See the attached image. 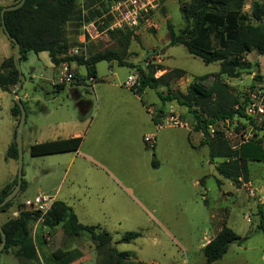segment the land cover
I'll list each match as a JSON object with an SVG mask.
<instances>
[{
  "label": "rangeland",
  "instance_id": "obj_1",
  "mask_svg": "<svg viewBox=\"0 0 264 264\" xmlns=\"http://www.w3.org/2000/svg\"><path fill=\"white\" fill-rule=\"evenodd\" d=\"M189 1L191 0H166L162 8L147 16L141 27L135 30L137 37L133 38L126 58L128 62L146 71L148 64L157 65L158 59L162 57L163 66L168 69L184 70L186 76L178 80L173 87L177 93L181 89L188 93V85L195 77L200 76H209L204 80L205 86L209 88L213 75L220 72L218 63L205 65L199 58L190 55L183 45L170 46L167 25L172 24L177 33L184 29L185 21L179 9L181 4ZM254 1L264 3V0H246L244 7L246 13H251ZM74 33L71 30L68 35L71 42L74 40ZM7 40L5 33L0 29V58L2 45ZM116 40L110 34L103 35L92 42L91 47H88L87 55L116 48L118 45ZM162 51L163 54H160ZM247 60L251 63V68L243 70L241 77L236 79L221 77L222 81L228 84L231 92L241 99H244L249 92L257 75L264 73V55L252 52L247 56ZM63 68V66H54L48 52L28 54L27 61L21 63V73L25 80L17 91L28 112V106H71V110H75L73 106H76V103L71 87L90 83V80L86 79L87 72L84 67L73 65L72 68L75 70L68 67V73L73 75V80L65 82L62 75ZM131 72L138 73V69L120 66L115 61H103L97 64L99 77L116 73L118 80H124ZM77 73L82 76L79 82L78 78H75ZM156 75H160V72ZM60 78V84L70 85L53 98V92L58 89L52 85V82ZM86 88L89 89L88 86ZM14 90L15 86H11L10 91H4L0 87V191L11 179L14 170L15 176L10 183L15 180L18 170V160L6 157L9 146L16 141L14 133L19 122V118L12 115L15 105L12 97ZM162 90L163 95L168 94L167 89ZM147 92L146 100L154 99L156 106L163 104L157 91L148 88ZM177 103L173 100L166 104L167 106L172 104L179 110L187 112L185 113L187 120L181 115L178 118L179 122L186 126L159 129L160 143L155 154L162 164L160 170H152V176L146 177L142 184L135 185L133 192H126L125 195L126 199L128 197L141 204L143 206L141 209L149 212L150 215L137 218L131 214V207L128 205L126 210L131 214L130 216L116 223L108 222L106 226L113 238V247L118 252H131L136 260L148 264H207L203 245L218 234L223 224H227V227L239 236L237 238L239 242L232 243L225 256L212 264H264V218L262 217L264 216V163L250 162L249 182L242 180L240 186L222 177L217 172L221 159L210 161L208 149L204 147L206 145L200 143L203 134L194 129L196 122L192 113ZM71 110L68 111L69 114ZM156 115L161 116L158 113H155ZM161 122H164V119ZM250 131L245 119L239 117L233 122L220 121L210 128L212 135L215 132H223L224 137L234 147L246 140ZM263 136L264 132L257 130L253 138L262 139L264 144ZM23 150V172L28 187L26 185L25 190L17 194L7 213H0V223L11 218L13 211L26 200L33 199L39 192H49L62 176L60 169L54 166L53 162L59 156L32 157L27 144ZM150 153L153 154V150ZM211 165L215 166L212 172H210ZM48 168L52 169V174L46 176L43 171ZM203 171L208 177L204 187L198 184L199 176ZM149 179L152 182L147 184ZM124 200V197L120 198L121 202ZM140 230L142 236L133 242L116 243L124 234ZM42 232L41 237L45 245L53 243L66 250L78 248L80 250H75L79 254L82 251L85 254L84 264H102L104 254L95 249L89 234L83 233L80 237L73 238L65 235L61 227L50 234L47 230ZM51 246L54 249L55 246ZM45 263L49 264L48 261ZM0 264L22 263L16 257V249H11L0 254ZM23 264L27 263L23 262Z\"/></svg>",
  "mask_w": 264,
  "mask_h": 264
},
{
  "label": "trees",
  "instance_id": "obj_2",
  "mask_svg": "<svg viewBox=\"0 0 264 264\" xmlns=\"http://www.w3.org/2000/svg\"><path fill=\"white\" fill-rule=\"evenodd\" d=\"M19 1L15 0L14 4ZM245 4L246 0H191L181 4L179 9L185 21L184 29L177 33L173 25L168 23L170 46L183 45L190 55L199 58L205 65L218 63L220 66V72L213 75L209 88L204 84V80L209 76L195 77L186 94L177 93L173 89L174 84L185 77L184 70L170 69L156 78L158 71L166 70L163 65L148 64L146 71L126 60L130 44L133 38L137 37L135 35L137 29L109 32L113 39H117L116 48L97 51L89 56L70 54L73 48L83 46V23L95 20L107 11L109 4L105 0H26L21 8L5 13V23L9 33L21 45L19 56L21 63L27 61L31 52L36 54L48 52L55 67L63 64L69 67L72 64L84 67L88 80L96 79L97 64L103 61H115L120 66L137 68L141 80L139 95H142L144 89L151 88L157 91L163 102L177 100L178 103L187 106L196 122L195 131L203 134L201 143L208 147L210 161L221 159L217 172L240 186L242 180L249 182L250 162L264 163L262 139L253 138L234 147L224 137L223 132H215L212 135L210 128L220 121L233 122L235 118L245 117L243 99L234 95L221 77L231 79L241 77L243 70L251 68V63L247 60L249 54L256 52L258 55H264V3L254 1L250 14L244 11ZM100 29L103 30V27ZM71 30L75 32L73 42L68 36ZM10 44L12 50L15 49L14 43ZM91 44L88 45L89 48ZM81 77L79 73L75 76L78 82L81 81ZM18 81L19 73L12 55L0 66V87L4 91H10V87L16 86ZM86 84L83 85L87 86ZM65 87L66 84L55 86L58 91L64 90ZM160 87L167 89L168 94L163 95ZM87 91L89 92L88 89ZM24 107L26 110L25 105ZM12 115L18 117L20 121L21 111L16 103ZM257 130L264 132V123ZM14 138L16 139V131ZM81 143L82 138L46 141L32 145L30 154L32 157H40L74 152L80 148ZM6 157L18 160L16 141L9 146ZM201 183L204 184V180ZM16 184L17 176L0 191V202ZM25 188L26 181L23 178L20 191ZM13 200L0 208V213L5 214L11 209ZM16 210L19 212L17 217L12 216L1 224L6 234V245L0 254L16 249L17 256L35 258L33 229L41 215L35 210L27 209L24 203ZM262 217L264 218L263 215ZM40 226L42 230H47L48 234L59 227L65 235L73 238L80 237L83 233L89 234L95 249L104 254L102 264H148L136 260L131 252L116 251L112 245L113 238L108 231L100 226L80 223L73 209L63 201H55L48 214L41 219ZM141 236V232H128L116 243H131ZM237 238L239 236L227 227V224H223L218 234L203 248L206 263L212 264L221 260ZM1 241L0 233V243ZM84 256L83 253L79 254L78 251L71 249H58L54 253L57 264H79L85 260Z\"/></svg>",
  "mask_w": 264,
  "mask_h": 264
},
{
  "label": "crops",
  "instance_id": "obj_3",
  "mask_svg": "<svg viewBox=\"0 0 264 264\" xmlns=\"http://www.w3.org/2000/svg\"><path fill=\"white\" fill-rule=\"evenodd\" d=\"M14 3L15 0H0V8ZM2 48L0 66L4 60L13 55L9 40L3 43ZM162 61L163 57L159 58L157 63L163 65ZM73 65L76 64L70 67L67 64L61 66L75 70L72 68ZM165 68L163 72L158 71L160 75H155V77L158 78L170 70ZM125 81L126 79L118 80L116 73L106 77H99L97 74L93 82H87L89 92L85 85L72 86V94L76 103V106H73L75 110H71V106H28L29 112L26 108V123L23 130V148L27 144L29 151L32 145L46 141L82 138L81 146L77 151L40 156H59L60 158H55L53 162L54 166L60 169L62 176L49 192L38 194L54 195L56 200L65 202L73 209L80 223L100 226L106 231H108L106 226L108 222L116 223L131 214L137 218L150 215L149 212L141 209L143 208L141 204L139 205L128 197L126 199V192H133L135 185L142 184L146 177L152 176V170L161 168L162 164L155 154L160 143V133L156 124L171 114L176 117L181 115L187 120L185 114L187 112L179 110L172 104L167 106L166 103L173 102V100L156 106L154 99L146 100L148 88L144 89L142 95L135 94L124 86ZM60 83L61 78L53 81L52 85L55 87ZM68 85L70 84L66 87ZM62 91L55 90L53 98H56V95ZM160 91L163 92L162 89ZM180 92L186 94L182 89ZM183 107L188 109L185 105ZM69 110L72 111L70 114ZM155 113L161 116L156 115L157 118ZM155 119H158L157 122ZM148 134H154L156 137V144L153 147L144 142V137ZM204 147L208 149L207 146ZM151 150L153 154L150 153ZM43 172L47 176L52 174V169L48 168ZM14 176L15 170L7 184ZM23 178L26 181L25 173ZM207 179L203 171L199 176L198 184L204 187ZM202 180L204 184L201 183ZM151 182L149 179L147 184ZM26 185L28 187L27 181ZM121 197L125 199L123 202L120 201ZM128 205L131 207V214L126 210ZM16 212L18 211H13L12 216ZM43 232L39 225L33 233L35 258L28 259L16 255L22 264L23 262L47 264L46 261L49 264H56L54 253L64 248L53 243L45 245L41 237ZM209 242L210 240L203 247ZM51 245L55 246L54 249ZM75 249L78 248L71 250ZM82 253L84 254L83 251ZM79 264H84V261Z\"/></svg>",
  "mask_w": 264,
  "mask_h": 264
},
{
  "label": "built area",
  "instance_id": "obj_4",
  "mask_svg": "<svg viewBox=\"0 0 264 264\" xmlns=\"http://www.w3.org/2000/svg\"><path fill=\"white\" fill-rule=\"evenodd\" d=\"M109 6L107 11L101 16L90 22H84L82 25L83 46L73 48L71 55L87 54L88 45L93 41L101 38L109 32L138 29L147 16L158 11L165 4L166 0H105ZM103 27V30L100 29ZM63 79L65 82H71L73 75L68 73V68H64ZM90 81L93 82V79ZM124 86L135 94H139L141 88V80L137 73H131L127 76ZM244 113L246 124L250 127V132L246 140L253 139L254 132L257 131L264 123V73L258 74L253 85L247 95L243 99ZM174 114L166 116L164 122L156 124L157 129L164 127H180L183 126ZM229 122V120H226ZM214 132V130H211ZM144 142L153 147L156 144L154 134H148L144 137ZM264 148V144H262ZM56 198L50 194H38L33 199L24 202L27 209H32L40 213L41 217L34 226L33 233L36 228L41 225V219L48 214L53 207ZM19 212L13 214L17 217Z\"/></svg>",
  "mask_w": 264,
  "mask_h": 264
},
{
  "label": "water",
  "instance_id": "obj_5",
  "mask_svg": "<svg viewBox=\"0 0 264 264\" xmlns=\"http://www.w3.org/2000/svg\"><path fill=\"white\" fill-rule=\"evenodd\" d=\"M25 2H26V0H20L16 4L3 7L0 11V19H1L0 21H1V25H2V30L5 33L8 40L10 42L14 43V45H15V49H14V53H13V59L15 61L16 69L18 70V73H19V81L15 86V90L12 93V97H13L15 103L18 104L20 111H21L20 121H19L18 126L16 128V143H17V147H18L17 184L14 187V189L4 198V200L2 202H0V208L4 207L6 204L11 202L17 196V194L21 190L22 183H23V174H24V172H23V169H24L23 130H24V126L26 123V110H25V107H24L21 99L17 95V91L21 88L22 83L25 80V78L21 73V62L19 60V56L21 53V45L17 41V39L9 33V31L6 27V23H5V13L8 11H14V10L21 8L25 4ZM163 52L164 51L160 52V54H163ZM151 53H154V52H151ZM151 53H149V54H151ZM211 166H212V169L210 172H212L213 168H215L214 165H211ZM0 233L2 236V241L0 243V252H2L5 245H6V234L3 232L1 225H0ZM237 241L239 242L238 239H235L232 243H236Z\"/></svg>",
  "mask_w": 264,
  "mask_h": 264
}]
</instances>
